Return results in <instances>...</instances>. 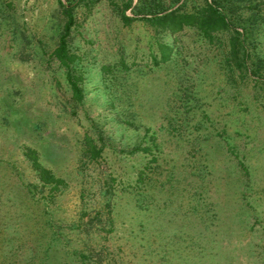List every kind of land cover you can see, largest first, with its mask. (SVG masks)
Here are the masks:
<instances>
[{"label":"rangeland","instance_id":"374dc122","mask_svg":"<svg viewBox=\"0 0 264 264\" xmlns=\"http://www.w3.org/2000/svg\"><path fill=\"white\" fill-rule=\"evenodd\" d=\"M58 1L0 0V264H264V0Z\"/></svg>","mask_w":264,"mask_h":264},{"label":"trees","instance_id":"16d2710c","mask_svg":"<svg viewBox=\"0 0 264 264\" xmlns=\"http://www.w3.org/2000/svg\"><path fill=\"white\" fill-rule=\"evenodd\" d=\"M66 1L69 6L72 5V0ZM205 1L206 7L192 14L181 13L180 10L166 13L167 11L164 8L155 3L154 6L156 7H154L155 9L153 11H147L145 14H142L139 12V7L135 6L131 10L133 17L127 16L125 11H123L121 13V19L125 24L142 21L152 27L161 29L162 31H169L172 34L182 31L185 27H196L203 33L204 36L209 38L213 33L229 29V25L225 15L218 8V1L212 0V4L208 3L209 0ZM58 4L64 8L60 0L58 1ZM132 4L133 0H128L126 5L127 9H130ZM64 10L66 24L64 26L63 35L59 39L58 47L54 51L53 55L68 71L67 79L69 80L73 98L79 102L82 101L83 95L80 87L73 81L70 73V65L75 59V56L69 54L67 42L70 32L75 25V20L70 7ZM87 143L91 147L92 152H95L91 146L90 140H88ZM96 155H98V151L95 152V156ZM29 158L32 161L33 168L39 171L42 182L45 184H61L60 180L55 179L46 169L41 167L35 157V154L31 151L29 152Z\"/></svg>","mask_w":264,"mask_h":264}]
</instances>
